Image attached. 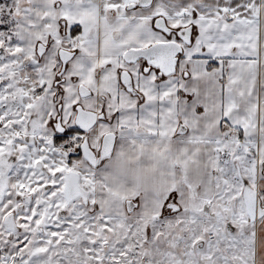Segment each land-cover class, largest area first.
Wrapping results in <instances>:
<instances>
[{
    "label": "snow or ice",
    "instance_id": "obj_1",
    "mask_svg": "<svg viewBox=\"0 0 264 264\" xmlns=\"http://www.w3.org/2000/svg\"><path fill=\"white\" fill-rule=\"evenodd\" d=\"M0 264H264V0H0Z\"/></svg>",
    "mask_w": 264,
    "mask_h": 264
},
{
    "label": "crops",
    "instance_id": "obj_2",
    "mask_svg": "<svg viewBox=\"0 0 264 264\" xmlns=\"http://www.w3.org/2000/svg\"><path fill=\"white\" fill-rule=\"evenodd\" d=\"M108 164V182L118 190L158 189L166 179L162 175L164 162L148 151L137 156L136 152L125 149L120 155L113 153Z\"/></svg>",
    "mask_w": 264,
    "mask_h": 264
}]
</instances>
